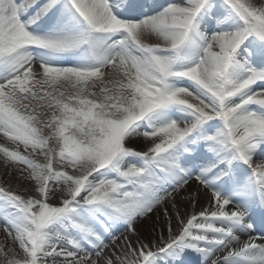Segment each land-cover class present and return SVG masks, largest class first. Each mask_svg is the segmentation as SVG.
<instances>
[{"label": "snow or ice", "instance_id": "1", "mask_svg": "<svg viewBox=\"0 0 264 264\" xmlns=\"http://www.w3.org/2000/svg\"><path fill=\"white\" fill-rule=\"evenodd\" d=\"M0 133V264H264V0H0Z\"/></svg>", "mask_w": 264, "mask_h": 264}, {"label": "bare ground", "instance_id": "2", "mask_svg": "<svg viewBox=\"0 0 264 264\" xmlns=\"http://www.w3.org/2000/svg\"><path fill=\"white\" fill-rule=\"evenodd\" d=\"M155 41V38H153ZM0 145L13 148V144L9 142V140L4 137L2 133H0ZM0 184L2 185H10L13 188L18 190H22L21 183L16 179V172L11 168L5 165L4 158L2 154H0ZM28 187H30L28 185ZM1 226V225H0Z\"/></svg>", "mask_w": 264, "mask_h": 264}, {"label": "rangeland", "instance_id": "3", "mask_svg": "<svg viewBox=\"0 0 264 264\" xmlns=\"http://www.w3.org/2000/svg\"><path fill=\"white\" fill-rule=\"evenodd\" d=\"M153 42H155V41L153 40ZM13 147H14V145H13ZM20 150L23 151V145H20ZM21 186H22V188H24V187H26L28 185L21 183ZM141 231H142L143 235L147 234L146 232H144L143 228L141 229ZM0 245L11 246V241L6 238V234H5L4 230H3V226L2 225L0 226ZM0 260H2V257H0Z\"/></svg>", "mask_w": 264, "mask_h": 264}]
</instances>
